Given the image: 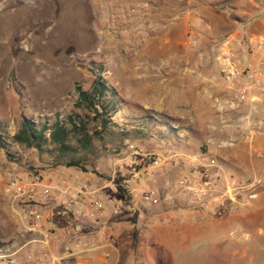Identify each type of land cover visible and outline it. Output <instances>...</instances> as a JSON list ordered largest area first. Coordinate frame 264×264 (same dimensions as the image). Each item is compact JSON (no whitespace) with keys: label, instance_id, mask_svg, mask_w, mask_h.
<instances>
[{"label":"rangeland","instance_id":"1","mask_svg":"<svg viewBox=\"0 0 264 264\" xmlns=\"http://www.w3.org/2000/svg\"><path fill=\"white\" fill-rule=\"evenodd\" d=\"M139 1L136 14L135 7L122 8L120 0H107V5L99 0H0V239L5 245L25 242L19 210L4 195L8 168L85 172L56 165L55 145L38 149L13 137L25 121L37 126L56 121L70 126L74 121L85 123L92 135L88 150L73 145L95 184L120 182L119 166L131 163L135 149L151 155L173 151L181 157L179 165L139 178L142 189H159L161 205L170 197L184 209L181 188L172 190L168 184L183 177L199 179L200 165L214 175L218 165L224 177H214L212 194L219 195L225 208L233 205L222 216L202 222L229 213L251 214L250 220L221 229L211 226L198 235L155 240L149 246L154 251L149 264H264V150L254 152L249 157L253 163L237 175L216 155L243 144H261L247 140L249 130L241 125L261 121L254 131L263 133L264 120L249 117L241 111L243 105L228 107L213 50L231 33L252 35L250 25L228 5L218 7L206 21L188 0ZM192 32L194 39L189 38ZM99 85L109 90L99 97V112L101 105L116 108L104 115L111 122L106 132L101 117L86 104L78 106L80 92L94 93ZM187 159L196 160L193 169ZM232 182L235 203L226 195ZM118 193L129 199L127 188L119 187ZM139 239L135 231L132 241L142 246Z\"/></svg>","mask_w":264,"mask_h":264},{"label":"built area","instance_id":"2","mask_svg":"<svg viewBox=\"0 0 264 264\" xmlns=\"http://www.w3.org/2000/svg\"><path fill=\"white\" fill-rule=\"evenodd\" d=\"M195 36L194 32L189 34L190 39ZM213 50L218 77L228 94V107L234 109L247 102H264V33H231L217 41ZM218 107L225 108L222 103ZM133 156L128 166H119L120 182L108 181L106 188L111 195H103L93 188L90 180L81 177L85 172L77 173L74 181L66 171L56 168L27 171H20L16 166L8 168L4 195L12 207L19 210L21 237L25 242L20 246L1 247L0 264H76L95 247L96 234L113 242V236L101 224L100 217L108 207L116 206L118 188H127L130 199L134 187L140 185V176L155 177L167 167L181 162V157L173 151L151 155L135 149ZM186 163L190 169L196 166L193 159H187ZM199 169V179L183 177L168 185L172 190L181 188L183 199L180 204L202 222L210 217H220L227 210L217 200L219 195L212 194L214 177L216 180L224 177L221 168L215 165L214 175L209 174L206 165H200ZM231 185L235 183H229L226 195L235 203L231 195L235 187ZM166 201H171L170 197ZM141 202L149 207L161 206L159 189L144 187ZM158 221L166 223L169 218L160 214Z\"/></svg>","mask_w":264,"mask_h":264},{"label":"crops","instance_id":"3","mask_svg":"<svg viewBox=\"0 0 264 264\" xmlns=\"http://www.w3.org/2000/svg\"><path fill=\"white\" fill-rule=\"evenodd\" d=\"M100 3L107 5V0H99ZM194 11H199L206 15V21L216 12V9L223 5H228L232 13L236 14L238 18L247 20L249 32L252 35H260L264 33V0H188ZM121 7L124 6L136 8V14L140 7L139 0H120ZM216 16V15H215ZM214 16V17H215ZM217 19L220 17H216ZM210 29V24L208 25ZM244 110L248 116L257 118L260 116L264 120V102H247L243 104L241 111ZM259 118V117H258ZM243 123L241 126L249 130L246 139L252 141H261L260 145L237 146L235 149L228 150L227 155L217 152L216 155L222 157L227 161L225 165L226 170L234 175L245 172L248 168L245 165L253 163L252 157L254 152L260 149L264 150V132L257 133L254 131V126L261 124ZM260 154V153H259ZM71 172L79 173V171L69 170ZM69 171H66L67 173ZM82 178L88 179L95 189H99L103 195H111V191L106 188L109 185L108 181L101 184H95V181L90 178V173H83ZM80 177V176H79ZM75 181V177H71ZM142 184L134 187L131 198L126 200L121 198L119 193L115 194L116 206H110L100 217V222L103 224L108 234L113 236L114 241L110 242L106 237L96 234L95 247L88 250L76 264H149V258L154 251L149 246L155 241L161 242L162 238L177 239L180 236H190L192 234L198 235L202 229L215 226L216 228H223L225 225L232 224L234 221L250 220L251 214L229 213L219 219H209L205 222H199L187 210L178 208L171 201H165L163 204L165 209L159 207H149L141 202ZM233 204L227 203L226 210H230ZM161 211V212H160ZM160 214H164L169 218L166 223L158 221ZM159 227V228H156ZM163 227V228H160ZM135 231L139 232V238L143 239V245H136L132 241V235ZM150 236L151 240L147 239ZM139 239V241H141ZM186 244V243H185ZM154 264V263H153Z\"/></svg>","mask_w":264,"mask_h":264},{"label":"trees","instance_id":"4","mask_svg":"<svg viewBox=\"0 0 264 264\" xmlns=\"http://www.w3.org/2000/svg\"><path fill=\"white\" fill-rule=\"evenodd\" d=\"M108 91L107 88H103L99 85L94 93L86 91L80 92V104L78 105L80 107L82 104H86L88 108L101 117V126L104 132H106V129L111 123L104 118V115L108 113L110 109L111 112L116 110V108L106 105L100 106L101 112H99L97 108L99 97L103 96ZM69 124L70 126L60 121H56L52 126H37L34 123L25 121L22 131L15 135L13 140L38 149H41L45 144L55 145L59 151V158L55 162L56 165L68 168L76 167L86 172L87 168L83 165L85 158L76 157L74 155L78 150L74 147L73 143H76L82 150H88L93 145L92 135L90 134L88 126L83 122L76 123L70 121ZM3 246H5V244L0 239V248Z\"/></svg>","mask_w":264,"mask_h":264},{"label":"bare ground","instance_id":"5","mask_svg":"<svg viewBox=\"0 0 264 264\" xmlns=\"http://www.w3.org/2000/svg\"><path fill=\"white\" fill-rule=\"evenodd\" d=\"M143 27V26H142Z\"/></svg>","mask_w":264,"mask_h":264}]
</instances>
